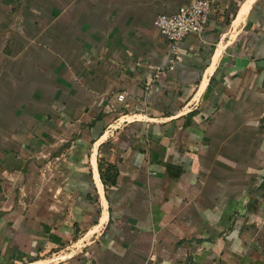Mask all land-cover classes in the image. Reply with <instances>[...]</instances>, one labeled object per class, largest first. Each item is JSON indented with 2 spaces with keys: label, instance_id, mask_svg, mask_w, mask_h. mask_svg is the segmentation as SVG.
Segmentation results:
<instances>
[{
  "label": "crops",
  "instance_id": "crops-1",
  "mask_svg": "<svg viewBox=\"0 0 264 264\" xmlns=\"http://www.w3.org/2000/svg\"><path fill=\"white\" fill-rule=\"evenodd\" d=\"M192 1L0 0V264H264V0Z\"/></svg>",
  "mask_w": 264,
  "mask_h": 264
},
{
  "label": "built area",
  "instance_id": "built-area-1",
  "mask_svg": "<svg viewBox=\"0 0 264 264\" xmlns=\"http://www.w3.org/2000/svg\"><path fill=\"white\" fill-rule=\"evenodd\" d=\"M212 12L213 4L210 0H193L173 14L159 15L155 20V26L177 53L180 43L187 37L200 35L205 31ZM123 99V96H119V100ZM154 259L151 257L150 260Z\"/></svg>",
  "mask_w": 264,
  "mask_h": 264
},
{
  "label": "trees",
  "instance_id": "trees-1",
  "mask_svg": "<svg viewBox=\"0 0 264 264\" xmlns=\"http://www.w3.org/2000/svg\"><path fill=\"white\" fill-rule=\"evenodd\" d=\"M101 176L105 186H108V184L114 186L116 184L117 174L113 167L110 166L106 173L101 170Z\"/></svg>",
  "mask_w": 264,
  "mask_h": 264
},
{
  "label": "rangeland",
  "instance_id": "rangeland-1",
  "mask_svg": "<svg viewBox=\"0 0 264 264\" xmlns=\"http://www.w3.org/2000/svg\"><path fill=\"white\" fill-rule=\"evenodd\" d=\"M79 236H80V235H79ZM82 236H83V235H81V237H78V239H79V238H82ZM81 246H82V245L80 244V245L77 246L78 248H75V249H74V248L72 247V245H69V246H68L69 249H67V247H66L65 249H62V250H63V251H67V250H68V251H67L68 253H73V250H74V251H78V250L80 249ZM57 252H58V251H55V252L52 253V254H53V255H54V254H59V253H57ZM52 254H51V255H52ZM60 255H61V254H60ZM58 256H59V255H57L56 257H58Z\"/></svg>",
  "mask_w": 264,
  "mask_h": 264
}]
</instances>
